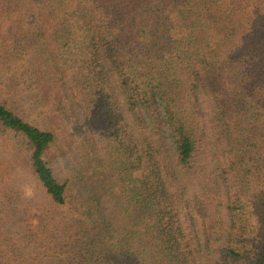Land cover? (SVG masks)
<instances>
[{"label": "trees", "instance_id": "1", "mask_svg": "<svg viewBox=\"0 0 264 264\" xmlns=\"http://www.w3.org/2000/svg\"><path fill=\"white\" fill-rule=\"evenodd\" d=\"M0 264H264V0H0Z\"/></svg>", "mask_w": 264, "mask_h": 264}, {"label": "rangeland", "instance_id": "2", "mask_svg": "<svg viewBox=\"0 0 264 264\" xmlns=\"http://www.w3.org/2000/svg\"><path fill=\"white\" fill-rule=\"evenodd\" d=\"M102 205H103V215L106 219H108L114 225H117V223L122 222L120 214L111 204H109L106 200H103ZM218 211L219 209L215 208V212H218Z\"/></svg>", "mask_w": 264, "mask_h": 264}]
</instances>
